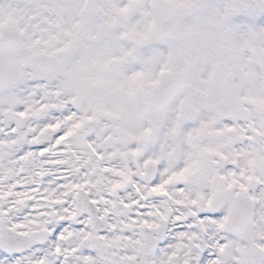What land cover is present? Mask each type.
Returning <instances> with one entry per match:
<instances>
[{
  "label": "snow or ice",
  "instance_id": "obj_1",
  "mask_svg": "<svg viewBox=\"0 0 264 264\" xmlns=\"http://www.w3.org/2000/svg\"><path fill=\"white\" fill-rule=\"evenodd\" d=\"M0 264H264V0H0Z\"/></svg>",
  "mask_w": 264,
  "mask_h": 264
}]
</instances>
